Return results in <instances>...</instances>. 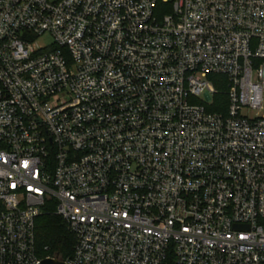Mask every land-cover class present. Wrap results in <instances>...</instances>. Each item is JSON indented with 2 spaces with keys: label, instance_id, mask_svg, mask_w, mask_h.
<instances>
[{
  "label": "built area",
  "instance_id": "obj_1",
  "mask_svg": "<svg viewBox=\"0 0 264 264\" xmlns=\"http://www.w3.org/2000/svg\"><path fill=\"white\" fill-rule=\"evenodd\" d=\"M46 209L65 264H264V0H0V264Z\"/></svg>",
  "mask_w": 264,
  "mask_h": 264
},
{
  "label": "trees",
  "instance_id": "obj_2",
  "mask_svg": "<svg viewBox=\"0 0 264 264\" xmlns=\"http://www.w3.org/2000/svg\"><path fill=\"white\" fill-rule=\"evenodd\" d=\"M165 7L164 13H170L171 3L158 4V9ZM215 85L219 90L215 97L214 106L210 108L212 112L226 110L228 83L224 77H215ZM36 246L37 252L43 257L54 256L61 261H65L72 256L74 251L73 237L67 229L65 221L57 216L54 209H46L43 215L37 220L36 225ZM58 253V254H57Z\"/></svg>",
  "mask_w": 264,
  "mask_h": 264
},
{
  "label": "rangeland",
  "instance_id": "obj_3",
  "mask_svg": "<svg viewBox=\"0 0 264 264\" xmlns=\"http://www.w3.org/2000/svg\"><path fill=\"white\" fill-rule=\"evenodd\" d=\"M172 1V0H169ZM39 45L43 47H49L52 45V38L49 35H44L42 38L39 39Z\"/></svg>",
  "mask_w": 264,
  "mask_h": 264
},
{
  "label": "water",
  "instance_id": "obj_4",
  "mask_svg": "<svg viewBox=\"0 0 264 264\" xmlns=\"http://www.w3.org/2000/svg\"><path fill=\"white\" fill-rule=\"evenodd\" d=\"M39 264H65V263L60 260H56V259H46L40 262Z\"/></svg>",
  "mask_w": 264,
  "mask_h": 264
}]
</instances>
